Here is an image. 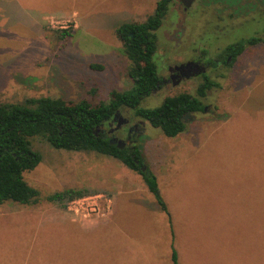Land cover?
<instances>
[{
  "label": "rangeland",
  "instance_id": "1",
  "mask_svg": "<svg viewBox=\"0 0 264 264\" xmlns=\"http://www.w3.org/2000/svg\"><path fill=\"white\" fill-rule=\"evenodd\" d=\"M158 1L46 0L48 7L62 2L69 14L77 13L40 25L1 22L0 104L50 97L97 105L109 102L113 91L129 90L130 63L116 30L146 20ZM64 22L66 29L56 24ZM64 30L72 36L62 37ZM263 32L264 0H194L188 10L179 0L157 31L154 60L161 77H168L169 65L211 60L229 45ZM209 76L221 86L202 99L206 111L186 115L187 130L177 137H167L131 110L121 112L137 125L134 144L170 213H163L146 187L131 185L119 192L116 183L129 180L124 171L143 183L119 161L56 150L35 138L33 148L42 162L24 177L40 192V201L15 204L22 223L11 215L0 218V264H172V220L179 264H264V43ZM202 82L169 83L141 107L156 108L184 93L197 96ZM127 129L116 137L125 139ZM64 189L106 194L113 202L112 216L93 233L74 235L96 224L82 226L69 218L67 223V209L47 201ZM42 219L48 222L39 227ZM36 229L38 239L32 238ZM25 242L43 251L36 247L29 253Z\"/></svg>",
  "mask_w": 264,
  "mask_h": 264
},
{
  "label": "trees",
  "instance_id": "2",
  "mask_svg": "<svg viewBox=\"0 0 264 264\" xmlns=\"http://www.w3.org/2000/svg\"><path fill=\"white\" fill-rule=\"evenodd\" d=\"M178 1L159 0L155 12L146 20L125 23L116 30L130 63L127 74L132 87L113 91L109 102L93 105L87 100L74 103L62 98L41 97L27 99L24 104H0V208L8 202L39 203L40 192L28 184L24 174L32 172L42 162V155L34 150L32 143L33 139L41 138L56 150L94 152L119 161L142 177L161 209L168 213L156 177L150 172L138 144L119 149L111 142L105 126L117 112L131 110L135 118L150 123L167 137H177L187 130L186 115L203 112L206 106L202 99L207 97V91L221 86L211 76H205L198 86L197 96L184 93L165 98L156 108L141 107L145 99L160 89L161 75L154 60L159 46L157 31L170 7ZM61 35L72 36L69 30L61 31ZM262 43L264 32L262 36L254 35L229 45L224 54L230 55L234 63L249 48ZM87 194L86 190L64 189L49 195L47 201L67 209L69 202ZM172 264H178L175 251Z\"/></svg>",
  "mask_w": 264,
  "mask_h": 264
},
{
  "label": "crops",
  "instance_id": "3",
  "mask_svg": "<svg viewBox=\"0 0 264 264\" xmlns=\"http://www.w3.org/2000/svg\"><path fill=\"white\" fill-rule=\"evenodd\" d=\"M45 1L46 0H41L38 3V1H35V0H0V23L6 22L5 24L26 25V26H31L33 24H39L40 25V24H44L45 22H48L50 19H53V18H61V17L63 18V17H67L69 15H74L77 13V12H75V13L69 14V12L67 10L69 8H62V6H61L62 2H54V4L53 3L51 4V7H48L45 4L46 3ZM124 174H125V176H127V178L129 180L126 182L125 181H122V182L119 181L116 183V185H117L116 188L119 189V192L121 190H124V189L126 190V188L131 187V185L139 186L145 190L144 187H146V185L145 184H144L145 186L143 185L144 182L141 183V181L139 179H137L136 177H132V175H129L130 173H127L126 171H124ZM8 203H13V202H8ZM13 204L14 205H10L9 208L4 209V210H2V208L5 206V204L0 208V218H2L4 216H10L11 215V216L15 217L16 221H19L22 223L23 219L20 215V207L15 206V204L17 205V203H13ZM167 207H168V205H167ZM168 212H169V207H168ZM163 213H165V212H163ZM66 217H67V223H68V218H69L70 222L76 223V224L78 223V224L84 226L81 222L73 221L71 216L67 213V211H66ZM108 220L109 219L93 221V223L96 224L94 226V228L85 229V226H84V227H82L84 229L80 230V234H79V232H75V231L73 232V234L74 235H89L90 233H93V231L96 228L105 224V222H107ZM46 222H48L46 219H42V220H40V222L37 225L40 227V225L43 226ZM169 224H171L170 220H168L167 225H169ZM172 225H173V228H171V229L169 226V233H170V236L173 238V242H170V245H171L170 256H171V260H172V254L175 250L176 254L178 255V261H179L178 250H176L174 247L175 230H174L173 220H172ZM26 233H27V231L24 232L23 236H20L21 237V238H19L20 241L22 240V238L26 237ZM39 235H41V233L39 232V229H36V231L34 233H32V238L38 239ZM29 237H31V236H29ZM25 243H26V246H28L27 250L29 253H32V251L36 247L41 248V250L43 251V249H42L43 247H40L39 245H36L33 242H25ZM168 244H169V242H168ZM69 259L70 258H68V259L64 258L62 262L68 263Z\"/></svg>",
  "mask_w": 264,
  "mask_h": 264
},
{
  "label": "flooded vegetation",
  "instance_id": "4",
  "mask_svg": "<svg viewBox=\"0 0 264 264\" xmlns=\"http://www.w3.org/2000/svg\"><path fill=\"white\" fill-rule=\"evenodd\" d=\"M225 51V50H224ZM224 51L217 55L215 58H211V60H191L187 63H194V65L190 69H179L177 70V67L181 66L182 64L179 65H174L171 66L169 65L167 67V73L168 77H161V85L159 86L160 89H162L165 85L171 83L174 86H177L178 84L183 83L184 81L195 78V79H203L205 76H209L210 73H215L219 71L220 69H223L224 67H228L232 63V57L230 55H225ZM173 68L174 71H170L169 69ZM159 89V90H160ZM207 110V107H205V110ZM125 118L122 117V113L117 117V121L115 122L112 120L105 126L109 130L107 131L108 136L111 138V141L113 140L114 142L118 143V141H124L126 143V147H130L135 143V136L138 131L137 125H131L130 119L129 123L127 125H123L120 127L118 130H115L114 132L111 133L113 129L116 128L117 123L120 122ZM127 119V118H126ZM115 126V127H113ZM127 127V132L124 135L125 139H119L116 137L117 132H121L122 129ZM115 143V144H116Z\"/></svg>",
  "mask_w": 264,
  "mask_h": 264
},
{
  "label": "built area",
  "instance_id": "5",
  "mask_svg": "<svg viewBox=\"0 0 264 264\" xmlns=\"http://www.w3.org/2000/svg\"><path fill=\"white\" fill-rule=\"evenodd\" d=\"M56 24H62L64 29L69 27L68 22ZM112 209L113 202L110 197L104 193H94L73 199L67 206V213L73 221L84 224L109 219L113 213Z\"/></svg>",
  "mask_w": 264,
  "mask_h": 264
},
{
  "label": "water",
  "instance_id": "6",
  "mask_svg": "<svg viewBox=\"0 0 264 264\" xmlns=\"http://www.w3.org/2000/svg\"><path fill=\"white\" fill-rule=\"evenodd\" d=\"M180 2H181V4L184 6V9H185V10H188V9H190V8L192 7L194 0H180ZM193 65H194V63H192V62L187 63V64H182L181 66L177 67V70H179V69H190ZM169 70H170L171 72L174 71L173 68H170ZM119 115H120V112H117V113L115 114V117L113 118V120H114L115 122L117 121V117H118ZM128 123H129V120L126 119V118L123 119V120H121L120 122L117 123L116 128L113 129V130L111 131V133L114 132L115 130H118V129H119L120 127H122L123 125H127ZM111 142H112V143H116V142H114L113 140H112ZM116 144H117V146H118L119 149H124V148H125V145H126V143H125L124 141H118V143H116Z\"/></svg>",
  "mask_w": 264,
  "mask_h": 264
}]
</instances>
